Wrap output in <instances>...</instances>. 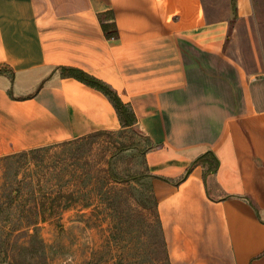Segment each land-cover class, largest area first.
Returning <instances> with one entry per match:
<instances>
[{"label": "crops", "instance_id": "1", "mask_svg": "<svg viewBox=\"0 0 264 264\" xmlns=\"http://www.w3.org/2000/svg\"><path fill=\"white\" fill-rule=\"evenodd\" d=\"M236 3V19L249 20L253 0ZM204 9L0 0V158L127 128L108 95L63 74L81 69L117 91L148 141L169 264H264V76L229 53L227 24ZM108 11L116 38L102 28Z\"/></svg>", "mask_w": 264, "mask_h": 264}, {"label": "rangeland", "instance_id": "2", "mask_svg": "<svg viewBox=\"0 0 264 264\" xmlns=\"http://www.w3.org/2000/svg\"><path fill=\"white\" fill-rule=\"evenodd\" d=\"M203 2L229 53L264 76V0L245 21L236 0ZM147 143L127 127L0 158V264H169Z\"/></svg>", "mask_w": 264, "mask_h": 264}, {"label": "trees", "instance_id": "3", "mask_svg": "<svg viewBox=\"0 0 264 264\" xmlns=\"http://www.w3.org/2000/svg\"><path fill=\"white\" fill-rule=\"evenodd\" d=\"M235 15L237 16V5L235 7ZM100 21H101L102 28H103L104 33H105L107 38H116L119 36L118 26L115 22L114 13L112 11L101 13L100 14ZM63 71H64L63 72L64 75L74 76V77L78 78L79 80L85 82L86 84H88V85H90V86H92L98 90H101L106 95H108L110 100L113 102V104L117 110V113L120 116V119L122 120L125 127L133 126L135 124V122L137 120L135 113L130 109V107L126 103L123 102V100L118 95L117 91L111 85H109L108 83L86 73L85 71H83L81 69H77V68H73V67H64ZM210 154H212V153H210ZM213 158L216 161V164H212L210 166L211 167L210 169H212V168L215 169L217 167L218 161L214 156H213ZM203 162H204V159L199 158L198 160H196L194 165L197 163H203ZM189 172H190V170H188V172L184 175V177ZM40 218H42L43 220H46L47 216L44 213Z\"/></svg>", "mask_w": 264, "mask_h": 264}]
</instances>
